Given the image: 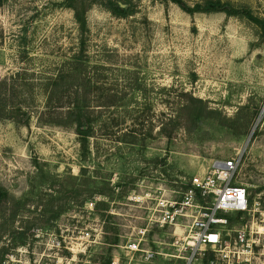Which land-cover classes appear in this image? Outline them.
Instances as JSON below:
<instances>
[{
	"label": "rangeland",
	"instance_id": "1",
	"mask_svg": "<svg viewBox=\"0 0 264 264\" xmlns=\"http://www.w3.org/2000/svg\"><path fill=\"white\" fill-rule=\"evenodd\" d=\"M130 1L127 18L91 5L81 31L68 0H0V264H175L190 219L161 227L158 200L236 158L251 212L226 214V230L264 232V34ZM219 1L264 21V0Z\"/></svg>",
	"mask_w": 264,
	"mask_h": 264
},
{
	"label": "built area",
	"instance_id": "2",
	"mask_svg": "<svg viewBox=\"0 0 264 264\" xmlns=\"http://www.w3.org/2000/svg\"><path fill=\"white\" fill-rule=\"evenodd\" d=\"M238 165V158L216 161L210 172L191 180L180 202L158 200L156 206L160 215L154 221L161 227L179 226L182 218L190 219L187 235L175 238L172 243L175 255L171 257L176 260L175 264H264L262 227L253 223L244 225L234 234L226 230V214L251 212L246 188L232 185ZM144 233L140 232L142 236ZM144 253L147 261L158 255L151 250Z\"/></svg>",
	"mask_w": 264,
	"mask_h": 264
},
{
	"label": "trees",
	"instance_id": "3",
	"mask_svg": "<svg viewBox=\"0 0 264 264\" xmlns=\"http://www.w3.org/2000/svg\"><path fill=\"white\" fill-rule=\"evenodd\" d=\"M68 8L72 9L74 13V19L81 31L86 29L85 14L87 9L93 4H99L112 15L118 18H127L134 13V6L130 0H68ZM175 4L179 9L186 12L189 15L194 13H207V12H223L229 17L244 18L252 24L260 28L264 34V21L255 17L248 9H235L228 3H220L219 0H205L204 5L201 3L195 4L193 7H188L183 0H164ZM1 100V99H0ZM1 102V101H0ZM81 103V102H80ZM79 102L72 106L68 112L71 115L72 123L75 127V133L78 137L80 146L82 147L83 155L86 152L87 141L91 137L93 128L89 122L85 119L83 113V106ZM28 116V115H27ZM29 116L26 117V121ZM3 197L0 190V200Z\"/></svg>",
	"mask_w": 264,
	"mask_h": 264
}]
</instances>
